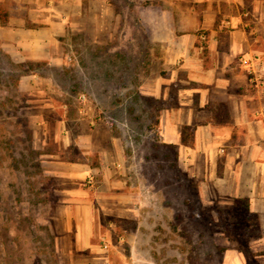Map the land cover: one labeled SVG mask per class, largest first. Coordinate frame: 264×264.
<instances>
[{"label":"rangeland","instance_id":"obj_1","mask_svg":"<svg viewBox=\"0 0 264 264\" xmlns=\"http://www.w3.org/2000/svg\"><path fill=\"white\" fill-rule=\"evenodd\" d=\"M154 2L113 0L129 37L123 26L102 32L101 42L71 31L59 61H18L0 47V264H83L60 250L75 247L57 219L73 199L78 228L91 223L93 243L109 240L108 264H225L228 248L259 264L247 249L258 230L244 204L205 203L177 147L161 138L153 91L161 64L133 14ZM53 162L89 168L68 177ZM108 183L131 185V214L124 188Z\"/></svg>","mask_w":264,"mask_h":264},{"label":"crops","instance_id":"obj_2","mask_svg":"<svg viewBox=\"0 0 264 264\" xmlns=\"http://www.w3.org/2000/svg\"><path fill=\"white\" fill-rule=\"evenodd\" d=\"M133 14L140 36L151 45L150 58L161 64L153 91L163 142L177 147L205 203L244 204L258 230L247 249L264 264V0H155L139 3ZM121 18L113 0H0V47L18 61H59L65 55L61 37L71 31L101 42L102 32L111 37L123 26L125 41L130 31ZM243 55L258 56L255 75L261 82L255 83L240 62ZM186 126L193 129L184 144ZM53 164L67 166L54 170L75 178L89 168L79 162ZM108 184L124 188L123 208L131 214L126 192L131 185ZM81 194L86 196L85 191L71 195ZM79 203L73 199L59 208L61 233L75 237V247L70 243L60 250L73 262L108 264L103 248L109 240L101 236L100 244L93 243L91 223L84 232L78 228ZM74 250L84 251L83 258L74 260ZM225 264L251 263L242 250L228 248Z\"/></svg>","mask_w":264,"mask_h":264},{"label":"built area","instance_id":"obj_3","mask_svg":"<svg viewBox=\"0 0 264 264\" xmlns=\"http://www.w3.org/2000/svg\"><path fill=\"white\" fill-rule=\"evenodd\" d=\"M257 59H258V56L246 57L244 55L241 56L239 59L242 64H244L245 66L248 67L250 74L254 76L253 78L255 80V83L256 82L258 83L259 81L261 82V79H262L261 76L255 75V74H257L255 72V67L257 65V62H255V61H257ZM82 98L85 99L86 98L85 95H83Z\"/></svg>","mask_w":264,"mask_h":264},{"label":"trees","instance_id":"obj_4","mask_svg":"<svg viewBox=\"0 0 264 264\" xmlns=\"http://www.w3.org/2000/svg\"><path fill=\"white\" fill-rule=\"evenodd\" d=\"M1 18H2V20H5V18H4V15H3V13L1 14ZM193 129V127H189V126H186L185 128H184V131L186 132V131H190L187 135H185L184 137H183V143L184 144H187L188 142H189V136H191V134H192V130ZM168 146L170 147V148H175V146L174 145H172V144H168Z\"/></svg>","mask_w":264,"mask_h":264}]
</instances>
